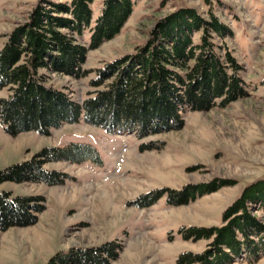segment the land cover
I'll return each instance as SVG.
<instances>
[{
    "label": "rangeland",
    "instance_id": "374dc122",
    "mask_svg": "<svg viewBox=\"0 0 264 264\" xmlns=\"http://www.w3.org/2000/svg\"><path fill=\"white\" fill-rule=\"evenodd\" d=\"M132 1V14L120 33L87 52L82 68L90 73L83 78L52 73L51 86L81 102L92 90L88 83L96 70L143 44L154 17L186 6L203 16L211 10L231 28L233 36L225 41L242 66L246 95L224 107L187 111L179 127L143 138L136 131L107 133L82 120L50 127L47 134L16 136L0 125V170L33 161L44 148H88L79 161H45L42 170L45 176L56 173L54 181L0 184V192L41 199L34 224L0 233V264H49L57 255L67 257L66 264H176L180 253L203 252L210 242L183 239L180 229L221 226L223 211L242 189L264 178V0ZM37 2L0 0V48ZM101 4H91L93 19ZM88 38L85 34L83 42ZM144 144L149 148L141 149ZM224 181L232 183L195 193L183 204L168 201L169 190ZM155 191L162 193L152 199ZM105 245L112 248V257ZM227 264H264V251Z\"/></svg>",
    "mask_w": 264,
    "mask_h": 264
},
{
    "label": "trees",
    "instance_id": "16d2710c",
    "mask_svg": "<svg viewBox=\"0 0 264 264\" xmlns=\"http://www.w3.org/2000/svg\"><path fill=\"white\" fill-rule=\"evenodd\" d=\"M93 1L38 0L5 35L0 48V92L6 95L0 97V125L8 135L47 134L50 127L82 120L107 133L136 131L143 138L179 127L181 114L187 111L224 107L246 95L242 66L225 41L233 36L231 28L211 10L203 16L193 7L176 6L154 17L143 44L132 53L96 70L88 83L92 90L81 102L73 101L49 84V75L86 77L90 72L82 64L87 52L118 35L134 6L132 0H102L99 15L93 19ZM85 34L87 44L82 40ZM149 146L144 144L141 149ZM87 150V146L77 145L44 148L33 161L1 169L0 184L54 181L56 173L45 176L42 170L45 161L56 157L79 161ZM217 183L181 192L169 190L168 201L183 204L195 193L232 182ZM161 193L155 191L148 200ZM40 200L1 191L0 233L34 224ZM221 220V226L180 229L183 239L210 242L203 252L180 253L176 264H227L241 255L252 258L264 251V178L244 187ZM103 249L114 255L110 245ZM66 263L67 257L57 255L49 264Z\"/></svg>",
    "mask_w": 264,
    "mask_h": 264
}]
</instances>
